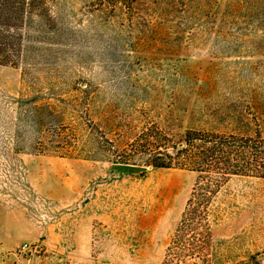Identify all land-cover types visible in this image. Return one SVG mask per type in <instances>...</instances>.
<instances>
[{
	"label": "rangeland",
	"instance_id": "obj_1",
	"mask_svg": "<svg viewBox=\"0 0 264 264\" xmlns=\"http://www.w3.org/2000/svg\"><path fill=\"white\" fill-rule=\"evenodd\" d=\"M53 6L73 32L70 53L55 59L61 68L36 72L61 78L55 98H69V80L91 82L99 97L89 114L80 101L54 106L49 131L66 127L75 145L78 124L91 119L114 149L91 160L39 154L49 137L32 128L42 118L31 104L46 89L0 65V264H33L38 246L37 264H163L198 175L154 168L143 155L131 158L141 173L117 162L148 129L171 138V153L189 131L264 137V0ZM212 220L210 264H264V179H232Z\"/></svg>",
	"mask_w": 264,
	"mask_h": 264
},
{
	"label": "trees",
	"instance_id": "obj_2",
	"mask_svg": "<svg viewBox=\"0 0 264 264\" xmlns=\"http://www.w3.org/2000/svg\"><path fill=\"white\" fill-rule=\"evenodd\" d=\"M55 1L0 0V65L22 68L32 87L40 83L46 89L40 90V98L31 104V113L42 118V122L32 125V128L45 131L50 139L40 142L37 152L48 154L49 149H58L63 151L60 155L91 160L99 152L108 154L114 149L108 140L106 142L113 149L104 148L105 142L99 138L98 129L91 119L78 124L75 145H72L69 136L65 137L62 133L61 130L66 127L57 129L53 136V132L49 131L51 122L46 119L51 116L50 109L57 105L62 108L63 104L67 108L68 101H80V108L89 114L99 97L90 91L91 82L69 80L67 85L72 88L67 96L69 98L63 95L55 98L51 93L62 83L61 78L42 77L36 72L42 68H61L62 62L55 59L63 52L70 53L69 42L73 32L61 25V19L54 11ZM83 86L88 89L82 90ZM47 129L49 132H46ZM170 142L171 138L159 130L148 129L128 146L134 152L117 162L118 167L127 170L135 164L132 157L143 155L147 156L146 163L154 168L186 169L198 175L163 264H210L204 252L211 250L213 244L214 203L222 189L236 177L264 179V137L260 132L239 135L189 131L185 141L173 146L172 153ZM100 158L106 159L105 156Z\"/></svg>",
	"mask_w": 264,
	"mask_h": 264
},
{
	"label": "water",
	"instance_id": "obj_3",
	"mask_svg": "<svg viewBox=\"0 0 264 264\" xmlns=\"http://www.w3.org/2000/svg\"><path fill=\"white\" fill-rule=\"evenodd\" d=\"M129 168L134 172V173H141L145 170L144 167H140V166H129ZM42 251V248L40 246H38L36 248V254L34 255V258H33V264H37V261L39 259V253H41Z\"/></svg>",
	"mask_w": 264,
	"mask_h": 264
},
{
	"label": "built area",
	"instance_id": "obj_4",
	"mask_svg": "<svg viewBox=\"0 0 264 264\" xmlns=\"http://www.w3.org/2000/svg\"><path fill=\"white\" fill-rule=\"evenodd\" d=\"M28 246H25V249L27 248Z\"/></svg>",
	"mask_w": 264,
	"mask_h": 264
}]
</instances>
